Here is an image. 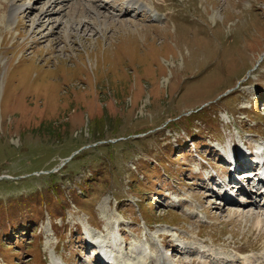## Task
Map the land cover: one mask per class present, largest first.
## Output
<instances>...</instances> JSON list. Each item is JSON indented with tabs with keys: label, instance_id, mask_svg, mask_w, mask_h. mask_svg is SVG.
I'll return each mask as SVG.
<instances>
[{
	"label": "rangeland",
	"instance_id": "1",
	"mask_svg": "<svg viewBox=\"0 0 264 264\" xmlns=\"http://www.w3.org/2000/svg\"><path fill=\"white\" fill-rule=\"evenodd\" d=\"M153 2L167 19L109 11L71 40L31 35L32 12L0 27V264H97L82 230L119 224L129 264L162 245L172 264L215 260L187 238L264 254V209L211 194L219 141L264 144V0Z\"/></svg>",
	"mask_w": 264,
	"mask_h": 264
},
{
	"label": "bare ground",
	"instance_id": "2",
	"mask_svg": "<svg viewBox=\"0 0 264 264\" xmlns=\"http://www.w3.org/2000/svg\"><path fill=\"white\" fill-rule=\"evenodd\" d=\"M30 1V0H27ZM114 1V0H112ZM111 0H32L31 2H25V0H0V27L4 30L11 31L14 28V24L16 23L17 19H19L20 14L22 17H25L24 13L29 12L27 15L30 16L31 12V18L28 20L29 22L32 21V17L35 18V25L31 27L30 33L31 35H41L43 38H46L50 34H59V36H62L67 39L71 40L73 38L72 32L78 31L80 27L83 30V28L88 29H95V23L96 21L99 22V25L101 27H105L111 20V18L106 14V12L109 13L112 16L116 18H120L124 15H129L131 12H135L136 10H139L138 15L141 16L143 13L144 15L152 13V19L160 21L162 19H167L169 12L158 9L154 6V2L152 0V5L148 6L146 5V2L148 0H115L114 3ZM116 6H121L116 7ZM32 10V11H28ZM112 10V11H111ZM117 10V12H116ZM26 11V12H25ZM145 11V12H144ZM161 12V16H159V13ZM105 17V19L101 20L100 18ZM109 20H107V18ZM116 20V19H115ZM27 26V24H26ZM26 33L23 37L26 39ZM40 39V38H39ZM63 39V38H62ZM33 41V40H32ZM24 44V43H23ZM244 166H246V162L241 159L238 163V168L241 169ZM245 181L249 182L250 178H245ZM240 190V189H239ZM243 190V189H242ZM259 189H256L255 191H252V194L255 195V197L263 198L264 199V193L261 192ZM227 193V192H226ZM214 197H220L221 193H218V191H212ZM209 194V196L212 197V195ZM251 194V195H252ZM254 196H251L249 204L252 206H255L256 209H262L264 208V204L262 201L252 200ZM253 201V202H252ZM237 204L240 206H246L243 201L236 202V201H229L225 200L223 207L226 208L228 204ZM256 213V212H255ZM260 217V216H259ZM122 231V229H121ZM169 234H166L164 237L167 238ZM108 236H106L107 238ZM85 241L86 245L88 247H96V243L91 241L88 236L85 235ZM111 241V247L114 251L119 253V250L117 248L122 246V242L120 241V238L117 234H115L114 238L109 237L108 239ZM204 243V242H202ZM92 244V245H90ZM187 244V245H186ZM183 248L188 247L189 243H183ZM178 246V245H177ZM134 248V247H133ZM208 250V251H207ZM206 251V252H204ZM237 251V250H236ZM135 252L138 253L137 256H142L146 253L144 248L140 245L135 247ZM201 254L206 253L208 256H212L213 258L220 259L222 257H227L226 259H222V261L219 260L216 262H213L212 260L203 261V264H264V254L260 256H249L245 255V253H241L238 251L236 255H233L226 251H221L217 249H200ZM184 253L187 255H194L197 253V250H193L192 252L185 251ZM159 263L158 264H172L167 260V255L164 252L163 249L159 250ZM120 256V255H119ZM96 263L97 264H104L101 255H97ZM202 257H204L202 255ZM157 259V258H156ZM157 260V261H158ZM55 264H59L58 260L54 261ZM155 264V262H154Z\"/></svg>",
	"mask_w": 264,
	"mask_h": 264
}]
</instances>
